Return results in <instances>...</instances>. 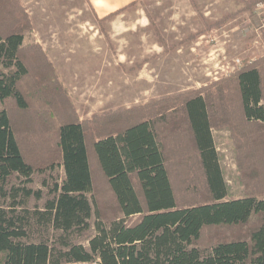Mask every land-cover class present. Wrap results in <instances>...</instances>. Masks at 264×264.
<instances>
[{"label": "trees", "instance_id": "trees-1", "mask_svg": "<svg viewBox=\"0 0 264 264\" xmlns=\"http://www.w3.org/2000/svg\"><path fill=\"white\" fill-rule=\"evenodd\" d=\"M15 6L0 0V264H264V56L208 87L80 120L41 49L24 47ZM225 128L243 191L230 200L212 138ZM56 168L43 207H27L42 197L31 176ZM91 226L87 247L69 238Z\"/></svg>", "mask_w": 264, "mask_h": 264}, {"label": "rangeland", "instance_id": "rangeland-1", "mask_svg": "<svg viewBox=\"0 0 264 264\" xmlns=\"http://www.w3.org/2000/svg\"><path fill=\"white\" fill-rule=\"evenodd\" d=\"M14 2L29 21L24 47L41 49L76 113L88 115L83 120L208 87L264 56L262 0H136L108 18L117 10L97 17L87 0ZM212 138L228 187L224 199L240 197L230 133L213 129ZM62 178L61 168L35 172L27 186L42 197H30L27 207L42 208ZM18 182L13 174L5 187ZM6 203L0 199V206ZM94 233L91 226L69 238L87 247ZM39 237L53 241L50 232L29 233L30 240Z\"/></svg>", "mask_w": 264, "mask_h": 264}, {"label": "crops", "instance_id": "crops-1", "mask_svg": "<svg viewBox=\"0 0 264 264\" xmlns=\"http://www.w3.org/2000/svg\"><path fill=\"white\" fill-rule=\"evenodd\" d=\"M87 1L92 6L94 13L97 15V17H101V16H106L107 14L136 0H87ZM74 106L77 107L75 103ZM77 114L80 120L88 118V115H86V113L84 112L78 111Z\"/></svg>", "mask_w": 264, "mask_h": 264}]
</instances>
